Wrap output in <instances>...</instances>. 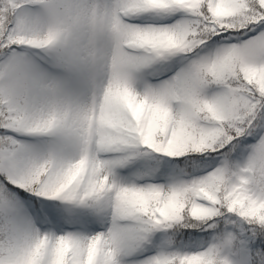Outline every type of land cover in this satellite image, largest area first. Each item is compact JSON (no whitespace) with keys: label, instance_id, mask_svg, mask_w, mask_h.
<instances>
[{"label":"snow or ice","instance_id":"1","mask_svg":"<svg viewBox=\"0 0 264 264\" xmlns=\"http://www.w3.org/2000/svg\"><path fill=\"white\" fill-rule=\"evenodd\" d=\"M0 264H264V0H0Z\"/></svg>","mask_w":264,"mask_h":264}]
</instances>
